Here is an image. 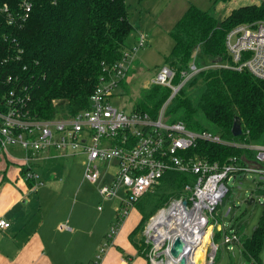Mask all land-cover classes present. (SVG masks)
I'll return each mask as SVG.
<instances>
[{"label": "built area", "instance_id": "2783aa9c", "mask_svg": "<svg viewBox=\"0 0 264 264\" xmlns=\"http://www.w3.org/2000/svg\"><path fill=\"white\" fill-rule=\"evenodd\" d=\"M19 5L21 12L17 17L12 16L5 3L0 7L11 24L20 25L25 21L32 9V0H20ZM11 42L17 47L15 38ZM144 42L145 35L140 33L138 41L126 46L119 59L103 66L98 82L89 93L88 106L76 113L65 108L50 118L32 115L24 83L16 75L5 76L11 87L0 88V161L13 163L18 178L33 180L35 184L40 175L34 170V164L51 151L53 156L62 157L85 154L83 179L91 183L102 175L98 161L113 163L107 164L109 182L98 187L101 196L116 197L119 201L114 210L115 222L107 236L110 240L129 209L145 193L158 187L165 174H192L193 179L184 182L178 194L160 205L145 221L142 230L147 243L145 258L148 264H176L182 257L185 264H213L218 249L215 232L221 230L219 240L229 250L238 249L240 244L238 232L226 230L214 216L215 209L228 193L227 181L248 171L256 172L257 179H264V143L225 141L210 130L197 132L183 121L163 119L170 98L191 75L204 68H197L194 61L182 71L183 78L178 83L174 82L175 71L170 65L162 64L154 72L150 84L166 86L171 91L156 118L146 112H124L113 106L111 97ZM224 44L232 62L217 61L213 68L246 69L256 78H264V20L234 25L227 32ZM17 51L22 52L20 48ZM199 139L248 149L250 154L245 151L221 162H210L187 151ZM17 150L21 151V157L15 156ZM100 208L98 205L97 209ZM8 224L0 217V230ZM177 238L183 245L173 256L171 250ZM107 245L101 246L92 264H98Z\"/></svg>", "mask_w": 264, "mask_h": 264}, {"label": "trees", "instance_id": "16d2710c", "mask_svg": "<svg viewBox=\"0 0 264 264\" xmlns=\"http://www.w3.org/2000/svg\"><path fill=\"white\" fill-rule=\"evenodd\" d=\"M3 3L8 5L12 16L17 17L21 12L20 0H0V7ZM259 20H264V1L243 4L221 20L190 4L169 30L172 48L163 61L173 67L174 82L183 78L181 73L191 61L197 68L202 67L203 59L230 64L232 59L224 44L227 32L234 25ZM132 30L124 0H32V9L20 25L9 23L6 13L0 10V88H10L11 83L4 77L16 75L30 96L28 107L32 115L50 118L65 108L71 113L79 112L88 106L89 93L98 82L103 66L121 57ZM13 38L17 47L11 42ZM170 93L166 86L150 84L133 110L156 118ZM235 118L240 120L239 135L231 134ZM163 119L183 121L197 132L210 130L225 141L256 143L264 136V78L258 79L246 69L201 68L170 98ZM187 151L210 162H221L245 151L250 154L248 149L204 139L197 140ZM193 177L189 173L165 174L160 182L171 185L172 189L160 196L159 203L162 205L177 195L180 186ZM26 183L29 187L35 184L33 180ZM154 211L143 215L128 235L131 240L140 232L138 242H132L143 258L147 248L142 237L143 225ZM220 234L221 230L215 232L217 243ZM263 238L264 218L250 236H239L240 256L252 264H263Z\"/></svg>", "mask_w": 264, "mask_h": 264}, {"label": "rangeland", "instance_id": "374dc122", "mask_svg": "<svg viewBox=\"0 0 264 264\" xmlns=\"http://www.w3.org/2000/svg\"><path fill=\"white\" fill-rule=\"evenodd\" d=\"M124 1L127 4L128 15L134 28H139L136 35L132 30V33L126 40L127 47L138 41L140 33L144 34L147 32L149 37L148 43L144 42L135 52L132 64L126 72L124 84L117 87L115 94L110 100L116 108L124 112H130L135 109L134 106L140 100L143 91L150 86V80L156 69L162 63L166 64L163 61L164 57L169 54L172 48V38L169 31L171 27L181 18L183 11L190 4L200 8H208L210 0ZM247 1V4L252 3L250 2L251 0ZM215 5L216 3L213 4V7ZM203 60L202 66L204 68L213 67L219 62L216 60ZM256 143H264V136ZM84 159L85 154L83 153L66 157H53V151H51L49 156L44 155L43 158L36 161L38 164L34 166V170L38 171L40 177L35 185L36 190L33 189L32 193L34 194V207L40 202L42 204L41 211L43 212L46 203H48V197H38L39 193L41 195L44 189L49 190L60 187L69 189V192L65 193L66 197L63 198L65 205L63 215H71L67 219L66 225L75 224L76 221L81 230L80 238L83 235L84 238H87L89 236L87 232L92 231L96 239L99 232L103 231L101 240L97 245L98 247H93L95 239L87 244L86 258H91V261H94L96 255L100 253L101 246L112 242L113 238L120 232V229L122 231L124 229L123 227L120 228L122 221L118 224L116 233H114L111 240L107 237L111 230L110 227L116 219L115 211H112V208L115 205L117 206L118 199L116 197L104 198L98 192L100 185L109 182L111 175L109 174L110 168L107 167V164L112 166L113 163L98 161V169H100L102 175L96 182L91 183L83 179ZM257 175L256 172L248 171L244 176H237L233 181H227L228 193L214 212V216L218 222L228 231H238L240 238L250 236L253 229L264 218V205L259 203L264 201V179H257ZM8 176L13 178L14 174L8 170ZM160 184L152 191L145 193L139 203L129 209L128 216L125 219L128 226H132L134 223L136 225L143 215L147 216L153 210L158 209V206L161 205L159 203L160 196L172 189V186L165 182ZM250 197H253L254 201L247 204L245 200ZM49 200H51V197ZM98 205L101 206L100 209H96ZM56 216L58 215L45 218V228L49 234H52L50 231L51 227L56 228V226H59L57 225L58 219L55 218ZM109 216L110 219L108 220ZM61 224H63L62 226L65 225L64 223ZM140 237L141 234L138 232L132 236L131 241L137 243ZM138 246L140 247V244ZM261 254L264 255V242ZM214 256L215 260L213 264H252L240 256L237 247L229 250L227 245L221 240L218 242V249ZM91 261L90 263L92 264Z\"/></svg>", "mask_w": 264, "mask_h": 264}, {"label": "crops", "instance_id": "0c3cea01", "mask_svg": "<svg viewBox=\"0 0 264 264\" xmlns=\"http://www.w3.org/2000/svg\"><path fill=\"white\" fill-rule=\"evenodd\" d=\"M262 1L264 0H251L250 2L258 4ZM247 2V0H210V6L201 9L207 10L221 20L228 16L232 9L247 4ZM131 24L136 35L139 28H134L132 22ZM144 35L148 43L147 32ZM15 156L21 157V151L17 150ZM36 164L38 163L34 166ZM8 170L14 174L13 178L8 176ZM17 174L18 171L13 163L0 161V217L9 222L8 227L0 230V264H91V258H86V250L87 244L95 239V234L89 231L87 238H84V235L80 238L81 230L76 221L75 224L66 225L71 215H63L65 211L63 198L66 197L65 193L69 192V189L65 187L44 189L41 195L39 193L38 197H48V203L42 212L40 202L34 207L32 192L36 184L29 187L25 180L17 177ZM50 197L51 200H49ZM115 207L116 205L113 206L112 211ZM53 215H58L55 218L58 219L57 225L59 226L51 227L52 234H49L45 228V221ZM126 217L122 220L123 222L121 221L120 227L124 230L120 229L118 235L107 245L108 247L106 246L100 255L98 264H146L147 259L137 253L135 245L128 238L135 223L133 227L128 226L125 221ZM61 223L65 225L61 227L63 225ZM102 235L103 231L99 232L93 247H98Z\"/></svg>", "mask_w": 264, "mask_h": 264}, {"label": "water", "instance_id": "95a60500", "mask_svg": "<svg viewBox=\"0 0 264 264\" xmlns=\"http://www.w3.org/2000/svg\"><path fill=\"white\" fill-rule=\"evenodd\" d=\"M241 133V127H240V120H238V118L234 119V122L232 124V128H231V134L232 135H239ZM254 201L253 197H250L249 199L245 200V202L247 204L252 203ZM260 204L264 205V201L259 202ZM185 204V201H184ZM182 245L183 243L180 242V240L177 238L174 241V245L172 247L171 253L173 254V256L177 255V253L182 249ZM176 264H185V258L182 257L180 259V261Z\"/></svg>", "mask_w": 264, "mask_h": 264}]
</instances>
